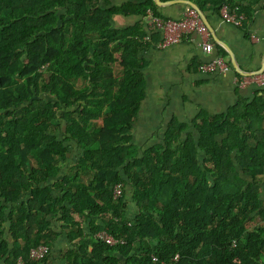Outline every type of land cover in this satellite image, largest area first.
<instances>
[{"label": "trees", "instance_id": "1", "mask_svg": "<svg viewBox=\"0 0 264 264\" xmlns=\"http://www.w3.org/2000/svg\"><path fill=\"white\" fill-rule=\"evenodd\" d=\"M16 1L0 0V264H18L16 253L21 264H160L175 254L178 264H264V89L221 114L172 118L155 144L136 148L125 134L152 43L139 24L111 20L165 18L156 2ZM185 1L204 15L222 6L245 15L248 39L262 0ZM66 143L80 155L65 171ZM100 231L125 243L106 245ZM61 235L69 245L57 258ZM38 245L49 252L34 261Z\"/></svg>", "mask_w": 264, "mask_h": 264}, {"label": "crops", "instance_id": "2", "mask_svg": "<svg viewBox=\"0 0 264 264\" xmlns=\"http://www.w3.org/2000/svg\"><path fill=\"white\" fill-rule=\"evenodd\" d=\"M124 1L111 0L114 6H120ZM188 7L185 3L177 2L159 6L158 12L165 18H179ZM150 14L147 17L114 16L111 27L123 29L139 24L146 33ZM205 16L217 39L223 44L221 46L214 42L215 53L216 46L222 47L225 52L229 50L243 72H257L264 55V0L257 7L253 22L247 28L248 39L239 28L224 24L218 14L210 12ZM150 43L149 49L140 54L144 62L145 98L132 130L143 133L158 130V133H163L172 118L188 123L200 109L211 115L221 114L234 105L238 97L248 100L253 98L256 88H238L233 68L222 75L201 73L203 59L200 48L194 42H184L163 50Z\"/></svg>", "mask_w": 264, "mask_h": 264}, {"label": "built area", "instance_id": "3", "mask_svg": "<svg viewBox=\"0 0 264 264\" xmlns=\"http://www.w3.org/2000/svg\"><path fill=\"white\" fill-rule=\"evenodd\" d=\"M219 17L224 24L240 28L246 21L243 14H237L227 6H222L219 10ZM148 35L145 40L156 44V48L165 49L181 45L184 42H194L199 48L203 59L200 65V72L205 75H222L230 72L232 66L228 57H223L215 53V44L211 33L205 26L195 9L189 7L179 18H159L150 14V20L147 23ZM254 86L258 89H264V69L259 73L243 72L237 77V87L245 88ZM122 194L121 185L113 188V197L120 198ZM99 241L109 246L122 245L125 242L109 235L106 231H100L96 234ZM49 252V248L44 245H38L30 250L29 257L34 261L41 260ZM180 257L173 255L167 262L160 264H178ZM156 262V258H152ZM18 264H21L18 258Z\"/></svg>", "mask_w": 264, "mask_h": 264}, {"label": "rangeland", "instance_id": "4", "mask_svg": "<svg viewBox=\"0 0 264 264\" xmlns=\"http://www.w3.org/2000/svg\"><path fill=\"white\" fill-rule=\"evenodd\" d=\"M12 4H13V7L17 8L18 5H17V1L16 0H12ZM121 62L119 61L118 59V53L115 54V66H114V74L115 76H118L120 75V72H121ZM28 72V71H27ZM46 76L48 77L49 74H46ZM17 107H21V105H18ZM150 129H153L154 128H151L149 127ZM64 129H65V122H62V127H61V132L58 134V138L59 139H63V135L62 133L64 132ZM145 129V128H144ZM158 130H155L153 133L152 132H137V129L135 130H130L128 133L125 134V136H128L131 140V144L134 145L136 148H139V149H145L147 148L149 145H152V144H155L156 141H157V137L161 135V133H158L157 132ZM119 136H113L112 139H109L110 140H103V145L105 147H108L110 142L113 140V139H118ZM66 145H68V149H69V153H68V158H67V161L65 163H63V169H66L75 165L76 161L78 160V157L80 155V150L79 148L74 144V143H66ZM64 171V172H65ZM62 172L60 174L59 177L62 176V174L64 173ZM132 207V204L130 203V205ZM132 209L128 210L127 212V215H132ZM73 215V219L77 222H81L82 221V217L77 213V212H73L72 213ZM125 215V214H124ZM57 227V231H60V225H56ZM69 245V242L68 240L66 241V238L64 235H61L59 237V241L57 243V247L54 249V251L56 252V257L57 258H60L61 256V252L64 251ZM17 255V258H19V254L16 253ZM64 264V263H63Z\"/></svg>", "mask_w": 264, "mask_h": 264}, {"label": "water", "instance_id": "5", "mask_svg": "<svg viewBox=\"0 0 264 264\" xmlns=\"http://www.w3.org/2000/svg\"><path fill=\"white\" fill-rule=\"evenodd\" d=\"M154 1L156 2V4L158 6H168V5H172L173 3H177V2H181V3H185V4L189 5L191 8L195 9L196 12L198 13V15L200 16L201 20L203 21V23L205 24V26L208 28L209 32L211 33V36H212L213 41L215 42V44L223 46V44L217 39L213 29L209 26L205 15L196 7V5L192 4L189 1H185V0H179V1L178 0L177 1L176 0H171V1H168V2H164V3L160 2L159 0H154ZM227 53L229 55L230 64H231L232 68L235 70V72L237 74L242 75L243 71L239 68V65L237 64L233 54L229 50H227ZM263 69H264V55L262 57L260 69L257 72H254V73H259Z\"/></svg>", "mask_w": 264, "mask_h": 264}]
</instances>
